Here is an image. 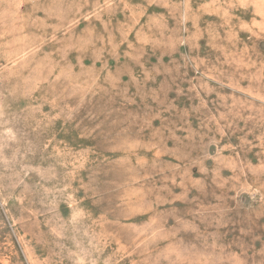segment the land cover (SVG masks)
<instances>
[{
  "label": "rangeland",
  "instance_id": "1",
  "mask_svg": "<svg viewBox=\"0 0 264 264\" xmlns=\"http://www.w3.org/2000/svg\"><path fill=\"white\" fill-rule=\"evenodd\" d=\"M0 264H264V0H0Z\"/></svg>",
  "mask_w": 264,
  "mask_h": 264
}]
</instances>
